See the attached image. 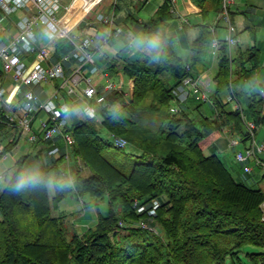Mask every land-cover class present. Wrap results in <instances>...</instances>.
Masks as SVG:
<instances>
[{"label": "trees", "instance_id": "trees-1", "mask_svg": "<svg viewBox=\"0 0 264 264\" xmlns=\"http://www.w3.org/2000/svg\"><path fill=\"white\" fill-rule=\"evenodd\" d=\"M192 2L200 9L201 21L194 24L197 35L190 47L191 73L202 64L212 46L217 27L213 21L222 0ZM113 6L108 15L114 22L116 2ZM232 14L230 10L234 22ZM175 18L169 1L164 0L142 23L149 53L141 52L142 56L134 58L118 55L104 61L109 72L120 70L133 82L128 102L117 91L105 96L110 103L120 101L122 107H127V114L122 109L98 108V120L84 116L68 126L65 131L72 136L73 143L67 150L75 163L73 170L67 172L63 146L52 148L58 154L47 162L41 153H36L38 182L17 189L19 178L26 175L27 154L16 161L0 191V264H223L228 257L238 258L246 245L261 248L247 253V257L252 264H264L262 188L237 181L217 154L204 153L208 141L223 128L242 142L248 140L240 111L227 109L229 102L220 95L229 89L234 96L241 94L235 90L234 82L260 67L259 49L239 51L233 56L225 38L217 37L212 113H201L197 124L185 109L177 113L169 110L172 89L188 73L175 48L177 39L167 31ZM96 24L83 19L72 33L105 28ZM250 60L251 67L246 69L245 63ZM2 75L0 72L1 80ZM54 82L58 88V82ZM262 88L259 92L252 90V86L248 88L246 109L242 112L256 126L264 124ZM139 113L159 115V131L152 133L140 126ZM4 118L0 110V119ZM100 126L126 140L137 139L142 145L128 174L104 156V150L113 145L101 136ZM16 140L13 138L3 146L0 159L16 145ZM70 194L106 196V214L98 212L94 226L82 233L70 230L72 225L66 215H54L51 210ZM153 199L158 200L159 206L152 219L161 227L162 237L141 227L119 224L151 220L147 212H136L133 203L149 204Z\"/></svg>", "mask_w": 264, "mask_h": 264}, {"label": "built area", "instance_id": "built-area-1", "mask_svg": "<svg viewBox=\"0 0 264 264\" xmlns=\"http://www.w3.org/2000/svg\"><path fill=\"white\" fill-rule=\"evenodd\" d=\"M143 1V0H139ZM170 10L176 14V1L168 0ZM100 0H72L67 7L66 13L77 5V9L84 12L80 19L73 25L62 21L58 16L61 9V0H0V27L14 29L8 36V40L0 42V69L3 80L0 78V110L4 112V119H0V124H5L11 129L18 128V138L24 137L29 143L39 140L45 143L55 144L59 140L63 142L64 157L69 158V146L73 143L72 136L65 130L70 125L67 120L69 112L68 105L61 101V91L71 95L80 105L84 116L88 118L96 117L95 105L107 107L109 110H120L121 103H110L105 97L112 91L122 93L120 85L107 78L104 73L105 84L99 90L93 83L88 73H95L98 67L95 65L93 45L95 41L90 34L81 32L72 33L74 27L83 19L90 22L105 25L106 40L109 39L114 30V22L111 15L93 11L98 6ZM236 0H222L221 9L214 17V25H223L226 36L225 40L230 48L236 44L235 26L230 15V6ZM14 16V18H12ZM88 22V21H87ZM183 19L180 21L183 24ZM187 22V21H186ZM212 31L214 29L212 28ZM62 40H66L68 48L58 52V58L52 60L49 46L58 45ZM219 42L217 36L212 40V55L216 56ZM142 52L149 53L148 47L140 49ZM128 53V50L126 51ZM75 57V58H74ZM86 68L88 73H86ZM188 72L185 77L172 89L174 105L169 107L171 113H177L184 109L186 101L192 93L198 95L205 102L210 101V87L213 77L208 72H203L194 76L191 73L189 64H185ZM58 81V88L48 97L41 99L35 90L43 82ZM10 82L9 88L3 86V82ZM264 95V89H261ZM228 101H235L234 109H238L245 122L248 132L249 144H244L243 150H238L233 156V160L241 165L244 173L252 172L249 161L255 162L264 171V161L258 155L264 150L263 144H258L255 140L256 124L253 120H246L243 109L233 94L227 96ZM128 102V98L124 99ZM94 106H93V104ZM39 113L43 117L37 119L36 128L35 118ZM15 130V129H14ZM228 129L223 128L226 134ZM110 143L117 148H124L128 141L121 135L107 131ZM241 142L239 138L231 139L230 145L236 146ZM0 147V153L2 152ZM55 151V150H54ZM52 151V152H54ZM5 157V154L2 155ZM262 188V187H261ZM264 194V187L262 188ZM136 212H147L155 214L159 206L158 200L153 199L149 204L133 203ZM263 206V205H262ZM123 225V221H119ZM138 227L146 229L151 233H158L157 229L146 222H140Z\"/></svg>", "mask_w": 264, "mask_h": 264}, {"label": "crops", "instance_id": "crops-1", "mask_svg": "<svg viewBox=\"0 0 264 264\" xmlns=\"http://www.w3.org/2000/svg\"><path fill=\"white\" fill-rule=\"evenodd\" d=\"M71 1L72 0H61V9L63 7H66V8L62 12L61 15H58L59 17L62 18L61 19L62 21L68 23L69 25H73L76 22V18H77L76 15L73 14L74 11L77 10V5H74L73 9H71L68 13H66L67 7L70 5ZM93 1H95V0H91V2H93ZM103 1L104 0H100L97 7H100V4H102ZM150 1H152V0H143V1H139V0H116V1H113V0H111L110 3L112 5L114 4V2H116L117 12H115V14H114V28H118L119 30H116L115 32H113L110 35L108 40H106L104 38L105 28L103 26H101L102 29L99 31L95 27L89 28L87 31H85V30L83 31V33L90 34L95 41V44L93 45L94 49H92V51L94 53V61H95V65L98 67V71L95 72L97 76L95 78H92V77L91 78L93 80V83L97 86V88L99 90H101V88L103 87V85L105 84V81H106L105 77L103 76L104 73L107 74L108 79L110 77V72L107 71V69H108L107 64H105L107 59H110L112 57H116L118 55L121 57H129V56L132 57L130 54L131 51L135 52L134 50L136 49V51L140 52L141 51L140 49L148 47L147 46V37H146V34L142 28V23L145 19L149 18L155 12L156 8L164 0H158L157 2H155L152 5H150ZM175 1H176L177 13H176V18H175L176 19L175 24L172 26H177V28L180 29V31H179L180 36L179 37L181 39H184V45H180V46L183 48V50L187 51V52L185 51V52L180 53V55L184 59V62L188 63L189 57H190V47L192 45V44H188V42L192 43L193 39L197 35V32H196V35L193 36L195 29L197 30V28L194 26V24L199 23L201 21V13H200L199 7H197L192 2V0H175ZM261 1L262 0H247V3H246V0L245 1L239 0L237 3H233L231 5V6H234V8H233L234 10L231 7V12L233 13L232 15H233V21H234L233 23L235 25V33L236 32L239 33L236 37V39H237L236 44L231 48V54L233 56H237L239 51H246L247 50V52H248V51H251L252 49H256V48L259 49L260 67L255 68L254 70H252V71L248 72L246 75H244L243 77H247V78L244 79L242 77L243 81H240V79H239L240 77H239V78H237V82L238 81L239 82L238 83L234 82L235 90L237 92L245 93L246 96L249 94V93L245 92L247 85H248V82L250 80H252V77L254 78V80H257L258 76H259V70L264 69V36L260 37L261 32L259 33V36L257 35V32H256V29H257L256 25H257V27L259 25H264L262 17H259L260 9L258 7L261 6ZM137 2H141L144 4L143 10H141V7H138V9H136V3ZM146 6H148V7L145 8ZM97 7L95 8L96 11H97ZM113 8H114V6H113ZM112 11H113V9H112ZM245 15H247V16H245ZM188 16H193V19H194L193 23H191V19L188 18ZM12 18H14V16H12ZM182 19L185 22L187 21V23H185L187 25H185L184 23L183 24L180 23V21ZM251 24H253V25L251 26ZM96 25H100V24L97 23ZM170 26L167 28L168 33L170 32V28H171ZM221 27L224 28L222 24H221ZM0 29L3 30V36H0V42L1 41H3V42L7 41L8 36L11 35L14 31V29L11 28L10 26L3 27V28L0 27ZM73 32H74V30H73ZM214 32H216V31H214ZM64 41L67 43L66 40H64ZM181 43H183V42H181ZM132 48H134V50H131ZM63 49L60 48V45L49 46V50L52 54V60L55 57H57L58 52L62 51ZM127 50H128V53L126 52ZM211 55H212V50H211ZM212 57H213V55H212ZM104 61H105V63H104ZM217 62H218L217 56L213 57L211 61H203L202 64L200 65V68L192 69V74L194 76H196L198 74H202L203 72L210 73L211 69L216 71L217 70ZM251 62L252 61L250 60V61H247L245 63L246 69L247 68L249 69L251 67ZM86 71H87V68H86ZM245 71L246 70H244L243 72H245ZM86 73H88V71ZM88 74L92 75L94 73H88ZM114 74H116L115 76H117V78H118L117 82H114V83H118V85H120V89L122 91L121 96L123 97V99H125L126 97L129 98L132 95V84H133L132 80L129 78H127V80H125V79L123 80V77H122L123 73L120 70L114 72ZM210 75H211V73H210ZM213 85H214V81L210 87V99H211V94L213 91V88H212ZM35 90L37 91V93H39L40 98H41V95H44V97L41 98V99H44V98L48 97V95H50L53 91L56 90L55 82H54V80L51 82H43L39 86H37ZM230 94H233L231 89L223 91L220 96H221L223 101H228L227 96ZM61 96H62L61 101L65 102L69 107V112H68L66 117H67L68 123L71 125L74 122H76L78 119H80L84 116L83 111H82L80 105L75 101V98L73 96L65 94L64 91H61ZM237 96L238 95L234 96L236 98V100H237ZM246 96H245V101H246ZM202 102L204 103L205 101L200 99L197 94L192 93L190 95V97L188 98V100L186 101L185 106L183 108L189 112L191 107H192V109H194V107L196 105H198L199 103H202ZM228 102H231V101H228ZM232 102H234L233 107L230 108L227 105L226 106L227 109H234L235 101H232ZM207 103H209V105H211L210 101ZM95 106L97 108H100L98 105H95ZM196 109L200 113L204 114L200 110V108H196ZM204 115H207V114H204ZM41 117H43V113H39L37 115V117L35 118L34 122L37 119H40ZM36 122L34 125L35 128H36ZM0 131H1L0 132V147H3L11 139L17 138L16 145L9 152H7L5 154V157L0 159V174H2L4 179H5V178H7L6 176L8 175L7 174L8 171L10 169L14 168L16 161L20 157L28 154L31 147H33V146L36 147L37 145L42 146V142H40L39 144H33L32 145V144L28 143L26 138H24V137L18 138V134L16 133V131H14V129H11L9 126H7L5 124H0ZM222 135H226V134H224L223 132H220L215 137L210 139L208 141V143L206 144L204 150L208 149L209 152L213 153V154H216L217 151H220V149H222V147H223V144L226 142V140L222 138L223 137ZM63 145L64 144L61 140H59L57 143H55L53 145L48 143L47 147H46V149H47V153H46L47 161L50 160L52 157L57 156L56 154H58L57 150L52 152L51 149L55 148V147L62 148ZM229 145H230V142H229ZM36 153H42V148L37 149ZM229 162H230V166L232 167L233 163L235 161L233 160V163H232L231 158H230ZM67 166H68L69 171L73 170L75 167L74 161L67 163ZM263 174L261 176H264ZM87 204L89 205L90 201H88ZM91 204H92V202H91ZM59 215H66V214L64 212H62ZM95 217H96L95 219L97 221L98 217L97 216H95ZM71 225H72L73 230H76L75 227H79V229H80V227L84 226L85 228H87L86 224L81 223L80 219H79V223L72 222ZM88 227H91V226H88ZM76 231L78 233L83 232L82 230H76Z\"/></svg>", "mask_w": 264, "mask_h": 264}, {"label": "rangeland", "instance_id": "rangeland-1", "mask_svg": "<svg viewBox=\"0 0 264 264\" xmlns=\"http://www.w3.org/2000/svg\"><path fill=\"white\" fill-rule=\"evenodd\" d=\"M113 1H116V0H113ZM157 1L158 0L150 1V5L154 4ZM238 1L239 0H236L235 3H237ZM110 2H111V0H104L103 3L100 4V7H97V11H100V12L104 13L105 15L111 14L112 9H113V5ZM246 3H247V0H246ZM138 7H141V10H143L144 4L141 2H137L136 3V9H138ZM147 7L148 6H146L145 8H147ZM231 7H232V9L234 8V6H230V10H231ZM65 8L66 7H63L58 12V15H61L62 12L65 10ZM258 8L260 9L259 17H262V20L264 22V0L261 1V6ZM95 12H96V10L93 11V14ZM245 16H247V15H245ZM188 18L191 19V23L194 22L193 16H188ZM175 21H176V19L172 20L169 24V26L171 25L169 34L174 35L176 37L177 43L175 45V48H176V51L180 54L182 52H185L186 50H183V48L180 46V45H184V39H181L179 37L180 36V32H179L180 29H178L177 26H172L175 24ZM252 25L253 24H251V26ZM256 28H257L256 29L257 35L259 36V33L261 32L260 37H263L264 36V25H259L258 27L256 25ZM88 29L89 28H86L84 30L87 31ZM215 31L216 32L213 33L214 36H217L219 38H225L226 32H225L224 28L221 27V25H219V26L217 25ZM196 32H197V30L195 29L193 36L196 35ZM0 36H3V30L2 29H0ZM181 42H183V43H181ZM188 44H191V42L190 43L188 42ZM58 45H60L61 49L68 48V44L64 40L60 41ZM212 49H213V47L211 46L209 48L207 54L205 55L203 61H211L212 60V58H213L211 55ZM131 50H134V48H132ZM134 51L135 52H133V51L130 52V54L133 58L139 57L140 55L141 56L143 55V54H141L142 51L139 52V51H136V49ZM197 68H200L199 64L197 65ZM107 71H108V69H107ZM0 72H1V69H0ZM215 72L216 71H214L213 69L210 70L212 77L214 76ZM115 75L116 74L110 72L109 79L113 82H117V80H118L117 76H115ZM90 76L92 78H95L97 75H96V73H94ZM122 77H123V80L124 79L127 80V78H128L124 74L122 75ZM239 79H240V81H243V78L241 76ZM170 82H171V80H170ZM116 84H118V83H116ZM248 85L246 88V93L250 92L248 90V88L251 86H252V90H254L255 92H259L260 88H262V87L264 88V69L263 70L260 69L258 79L254 80V78L252 77V80H250L248 82ZM3 86L7 90L10 86V82L4 81ZM212 88H214V85L212 86ZM245 96H246L245 93H241L237 96V101L241 105L242 109H246ZM42 97H44V95H41V98ZM118 102L120 103V101H118ZM233 103L234 102H232V101L229 102L228 106L230 108H232ZM171 105H174L172 100H170V102H169V107ZM93 106H94V104H93ZM121 106H122V104H121ZM99 107L102 109L105 108L102 106H99ZM126 108L121 107L123 114H127ZM199 108L204 114L210 115L212 113V108L209 105V103H207V102H204V103L202 102L201 105H199ZM96 111H97L96 117H98L97 118V120H98L100 115H98L99 109L97 107H96ZM188 113H189V116L194 118L196 123L198 124L199 123L198 119L200 118L201 113L196 108L192 109V107ZM83 115H84V113H83ZM160 119L161 118L157 114L139 113V117L137 118V122L139 123L140 126L150 129L152 133H157L160 129ZM246 120H249V118L246 117ZM243 128H244V130H246L244 121H243ZM13 129H15L14 131H16L17 134L19 133L18 128H13ZM99 132H100L101 136H103L107 141H110V139L107 135V131H105L101 126L99 127ZM138 136H142V134L138 133ZM222 136H223L222 138L225 139L226 142L223 144L222 149H220V151H217L216 154L228 166V169L232 173L233 177L237 181L244 182L246 185H249L251 187H255V188H261L262 187L263 188L264 187V176H261V175L264 173V171L261 169V167L256 165L255 162L249 161V166L252 168V172L246 174L243 172L242 168L240 167L241 165L239 166V164H237L235 162H234L235 164L233 163V156H234L235 152L238 150H243L244 144L248 145L249 141H245V143L241 141L238 145L231 147L229 145V142L231 141V139H235V138H239V137L236 134H231L229 129L227 130L226 135H222ZM255 140L258 144L264 145V124H260L259 126H257ZM127 141H128V144L124 148L118 149L117 147L115 148V146H109L108 148H106L104 150V153H103L104 156L106 158H108V160L111 163H113L116 167L121 169L122 172H124L125 174H128L130 172V170L133 166V163L137 160V156L141 153V148H142V145L139 143V141L137 139L133 140V139L129 138V140H127ZM30 144L33 145V144H35V142L30 143ZM46 147H47V143H45V142H42V146L37 145L36 147L35 146L31 147V149L29 150V152L27 154V157L25 158V162H24V167L26 168V175H28V174L37 175L38 174L39 164L34 157V154L37 152V149L42 148V153H41L42 159L45 162H47V158H46L47 149H46ZM204 153L210 154L208 149H205ZM258 157L262 161H264V150L261 153H259ZM230 158H231V161L233 163L232 167L230 166V162H229ZM70 162H73V160L71 159V157L69 155L67 163H70ZM65 163H66V161H65ZM66 169H67V172H70L67 164H66ZM12 172H13V169H10L8 171V173H7L8 175L6 177L8 178ZM5 180H6V178L4 179L3 175L0 174V191L3 188ZM49 188H50V190H49L50 193H52V185L51 184L49 185ZM88 201H90V204L92 202V204L88 205L87 204ZM262 205L263 206H261V207H262V211H263V215H264V202L262 203ZM107 208L108 207H107L106 196H104L103 198H98V197L94 198V197H91L89 195H85L83 197H78L75 194H70V195L66 196L58 204L57 208L51 209V210H52V213L54 215H59L62 212H64L66 214L65 219L71 223L72 222L79 223V219H80L81 223L86 224L87 228H89L88 226H94V224L97 222L95 219L96 218L95 216H98V212L101 213V215H105L107 212ZM155 215H156V211H155V214H153V215L146 213V216L148 218H150L151 220L145 221L144 219H140V220H137L136 223L131 222V221H129V222L123 221L122 226H126V225L128 226L129 225V226H137L138 227V224L140 222H146L149 225L153 226L155 229H157L158 233H153V234H155L159 237H162L163 231H162L161 227L154 220V218L152 219V217H155ZM0 218H1V216H0ZM75 228H76V230H82V231L87 229L84 226L80 227V229H79V227H75ZM70 230H73L72 227H70ZM69 234H71V233L69 232ZM260 250H261V248L258 246L246 245L242 248L241 252L238 253V258L237 257H233V258L228 257L223 264H252L251 260L247 257V253H254V252H258Z\"/></svg>", "mask_w": 264, "mask_h": 264}, {"label": "clouds", "instance_id": "clouds-1", "mask_svg": "<svg viewBox=\"0 0 264 264\" xmlns=\"http://www.w3.org/2000/svg\"><path fill=\"white\" fill-rule=\"evenodd\" d=\"M38 179H39L38 176H36L34 174L22 175L19 178V181H18L16 187H17V189H20L27 184L38 182Z\"/></svg>", "mask_w": 264, "mask_h": 264}, {"label": "bare ground", "instance_id": "bare-ground-1", "mask_svg": "<svg viewBox=\"0 0 264 264\" xmlns=\"http://www.w3.org/2000/svg\"><path fill=\"white\" fill-rule=\"evenodd\" d=\"M83 12H84L83 9H79V10L77 9V10L74 11L73 14L76 15V17H77V18H76V22H77L78 19H80V17H81V15L83 14ZM76 22H75V23H76Z\"/></svg>", "mask_w": 264, "mask_h": 264}]
</instances>
